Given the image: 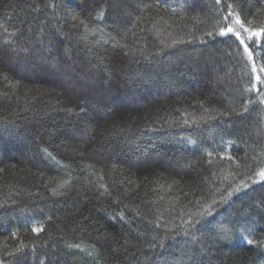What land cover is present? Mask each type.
Masks as SVG:
<instances>
[{
  "label": "trees",
  "instance_id": "1",
  "mask_svg": "<svg viewBox=\"0 0 264 264\" xmlns=\"http://www.w3.org/2000/svg\"><path fill=\"white\" fill-rule=\"evenodd\" d=\"M261 69L264 0H0V264H264Z\"/></svg>",
  "mask_w": 264,
  "mask_h": 264
},
{
  "label": "snow or ice",
  "instance_id": "2",
  "mask_svg": "<svg viewBox=\"0 0 264 264\" xmlns=\"http://www.w3.org/2000/svg\"><path fill=\"white\" fill-rule=\"evenodd\" d=\"M219 2H220V0H217V3H219ZM228 7L230 8L231 5H229ZM229 15H231V13H229ZM234 24L239 25V27L242 28V29H244L245 32H248L249 39H251L253 36L259 37L261 35L260 32L251 31L249 28H245L244 24L241 22V20H240L239 17H236L235 18ZM228 33H232V34H234L237 37V39H240V33H239V31H235L231 25H229L227 28H221L220 35L223 36V35H227ZM241 43L242 44L244 43V41L242 39H241ZM244 51H245V53H247L248 59L249 60H252V58H253L252 57V52L249 50V48L247 46H245ZM255 70H256L255 65H253V71H255ZM261 71H264V69H261ZM257 80H260V77H257ZM260 176H261L262 179H264V172H261L260 173ZM32 231L38 233V232L41 231V229L40 228H33ZM223 238L224 239H227L226 236L223 237ZM247 242L248 243H252L251 240H248Z\"/></svg>",
  "mask_w": 264,
  "mask_h": 264
}]
</instances>
